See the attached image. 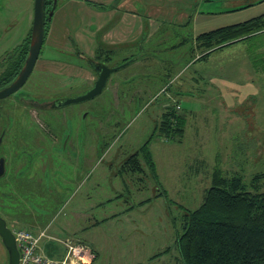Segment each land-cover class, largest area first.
<instances>
[{"label":"rangeland","instance_id":"1","mask_svg":"<svg viewBox=\"0 0 264 264\" xmlns=\"http://www.w3.org/2000/svg\"><path fill=\"white\" fill-rule=\"evenodd\" d=\"M254 1L202 0L195 9L215 13L210 16L211 20H216L211 22L213 27L227 24L229 18L245 20L264 12V4H258L250 10L245 8L241 12L239 9L226 13ZM56 2L53 0L52 4L45 6L47 13H52ZM32 18L33 0H0V73L7 65V58L13 54V48L27 39ZM208 28L211 27H200L199 31ZM183 31L173 38L155 35L150 39L151 51L165 62L153 64L147 75L143 73L148 66L141 65V69L136 70V86L140 88L146 82L153 88L148 97L139 96L132 101L117 103L104 91L91 99L58 109L49 106L38 109L20 101L19 97L30 102L28 97L42 101L85 92L96 79L95 72L88 65L95 75L89 85L71 80L67 88H52L61 92L44 94L37 88L42 85L32 71L15 93L0 99V155L5 160L0 212L9 228L37 231L50 222L47 232L64 237L73 232L66 223L73 217L74 200L81 195L88 194L87 216L90 221L99 218L101 213L134 206L143 196L149 198L151 208L141 215L151 212L152 251L156 254L165 250L174 239V226L181 228L183 208H197L205 188L210 186L211 177L203 173L196 176V168L202 165L201 170L211 174L218 164L226 175L239 173L248 185L255 173L264 172V62L254 68L250 58L258 55L264 61V33L215 50L206 59L184 65L191 43L174 50L170 48L171 44L187 36V31ZM183 52L185 55L181 57ZM41 53L43 46L38 56ZM71 57L75 58L74 55ZM171 60L175 61L173 65ZM123 62L114 55L106 65L116 66ZM163 66H169L171 70L161 68ZM168 105H173L177 113L185 114L186 135L180 144L168 142L159 135L149 142L156 172H159V184L166 191L164 197L160 196L162 189L143 160L144 173H133L122 165L149 138ZM34 145L40 146L39 149H33ZM14 155H19V160L11 158ZM82 157L90 163L88 168L84 163H78V158ZM80 168L83 172L77 180L82 177L85 180L88 175L87 182L81 188H75V185L65 187L66 180L73 178ZM48 176L54 177L56 188L50 190L48 187L47 197L41 198L39 188L43 189ZM21 188L26 189L20 191ZM261 188L264 190V178L261 179ZM72 192L74 197L67 199ZM118 194L121 196H116ZM110 197L111 201L108 200ZM98 200L104 203V207L91 206ZM60 202L63 205L58 209ZM30 211L38 215L39 224L45 225L28 223ZM137 213L135 210L129 217H136ZM23 214H26L25 218ZM25 219L26 223L23 222ZM124 220L123 216L100 229L113 233V224L118 221L125 224ZM88 228V232L80 233L82 238L99 234L96 232L99 230ZM125 244L127 247L130 242L126 240ZM55 248L56 253L63 251L62 246ZM7 260L0 239V264H7ZM158 261L166 262L165 258ZM123 264L133 263L128 258Z\"/></svg>","mask_w":264,"mask_h":264},{"label":"crops","instance_id":"2","mask_svg":"<svg viewBox=\"0 0 264 264\" xmlns=\"http://www.w3.org/2000/svg\"><path fill=\"white\" fill-rule=\"evenodd\" d=\"M201 1L202 0H57L50 15L44 36L42 44L43 53L38 56L32 69L38 83L40 82L42 85V88H40L39 85L37 88L40 91L43 90V93L46 94V92L50 91H52L50 93L61 92L60 90H52V88H62L63 86L67 88L71 80H79L85 83V85L92 83L95 79V75L91 73L87 65H84L81 60V55L87 58L95 57L99 62H103L104 64H106L107 61H111L114 55H118L121 61L130 55H134L132 57V62L110 74L108 82L102 92L105 91L112 97L113 102L115 101L117 103L129 100L132 101L139 96H150L153 92V88L149 86L150 83L145 82V84L138 88L136 86V81H134V78L137 76L136 70L141 69V65L148 66V70L146 69L145 71L146 73H143L147 75V72L151 70L153 64H162L165 62L159 60L155 54H153V50L151 51L150 39L155 35L168 39L174 37L181 30L187 31L188 41L181 40L180 42L171 44L170 48L174 50L177 49L175 45L179 43L186 42L185 44H187L190 42L193 44L195 35L201 31H205H199L200 27H217L210 26L211 22L215 23L216 21L210 18V16L215 15V13L202 12L198 8L195 10V6H198ZM207 2H211V0H207ZM258 4L259 6L263 5L264 0H255L249 3V6L245 8L246 10H250ZM245 8L240 9V12L245 10ZM190 12L192 14L191 24L189 25L187 22L190 19ZM243 19L244 18L233 20L229 18L227 23H234ZM211 28H208V30ZM183 46L184 44H180L179 48ZM191 54L194 57L192 58V55L187 53L188 59L186 61L184 60V65L193 64L194 60L199 56L197 50H194ZM69 55H74L75 58L72 59ZM180 55L183 57L185 52ZM168 61L169 60H166L167 63ZM172 62L171 60V64ZM167 67L170 68L169 66H163L161 68L168 69ZM46 88H50L51 90H47ZM62 92H65V89ZM179 92L180 91H178V93ZM185 135L186 127L182 141ZM182 141L178 144L182 143ZM39 147L34 145L33 149L38 150ZM19 150L23 151V149ZM11 158H18L19 160V155H17V157L14 155ZM4 161L3 158V163H5ZM200 161L204 163V161ZM78 163H84L86 168L90 166V163L84 161L83 157L78 160ZM200 167L195 169L196 176L203 173L210 178L211 174L205 169L201 170ZM79 170L80 171L77 170L73 178L70 177L66 180L64 183L66 184L65 187L75 185V188H81V186L87 182L89 179L88 175L87 179L85 177V180H83V177L80 181L77 180L81 176L83 168ZM46 178L48 179H46V184L43 186V189L39 188L41 192L39 196L41 198L42 196L47 197L46 194L49 193L47 191L48 187L50 190H53L52 187L56 188L54 185V177L51 178L48 176ZM25 189L21 188L20 191H24ZM52 196V194L49 195L50 198H52ZM81 196L82 197L77 200H74V208L71 211L73 217L66 223L68 227H72L73 232L64 237L76 236L90 244L91 248L95 251L96 257L88 264H123L128 258L133 264H154L155 262L156 264H179L177 260L178 253L174 246V239L166 247L169 248L167 251L154 257L157 253L155 254L152 251L153 218L151 212H149V215H141L142 212H147L146 210L151 208L149 206V198L140 196L136 205L118 211L101 213L99 218H93V220L90 221V218L87 216V211L89 209L88 194H83ZM116 196H121V194ZM73 197L74 192L70 193L67 199L70 198L71 200ZM108 200L111 201L112 198L110 197ZM62 205L63 202H60L57 208L59 209ZM96 205H98L99 208L104 207V203L101 200H98L96 204H92L91 206L94 207ZM135 210L138 211L137 216L130 218L129 215ZM33 213L30 211L28 223H33V226L45 225L39 224L37 221L39 220L38 215H34ZM23 215L25 218L26 214ZM123 216L125 217V224L119 221L113 224V233L105 229H100L103 225ZM23 222L26 223L27 220L25 219ZM49 223L50 222H47L43 228H39L38 230L45 229L47 232V230H49ZM87 223H91L89 226L93 228V230H99L96 231L99 232V234L96 233L92 236H88V238H82L80 233L88 232L89 226H86ZM47 233L52 236L60 237L50 232ZM173 237L175 238V232H173ZM126 240L130 242V245L127 247L125 244ZM49 242L51 241L47 240L46 237L41 239L40 244L45 253L46 245ZM56 246L59 245L56 244ZM162 258H165L166 262L158 261L162 260Z\"/></svg>","mask_w":264,"mask_h":264},{"label":"trees","instance_id":"3","mask_svg":"<svg viewBox=\"0 0 264 264\" xmlns=\"http://www.w3.org/2000/svg\"><path fill=\"white\" fill-rule=\"evenodd\" d=\"M52 1L44 0V36L50 19L45 6L52 4ZM248 6L244 5L228 11L234 12ZM191 14L190 12V19L187 22L189 25L191 24ZM261 33H264V12L245 20L219 25L197 33L187 53L192 55L191 53L197 50L199 56L194 62L203 60L215 50L251 39ZM29 37L30 32L27 39L19 44V47H14L13 54L7 58V65L0 73V88L12 82L20 71L26 58ZM181 40L187 42L188 38L186 36ZM185 43H179L175 45V48L180 44L185 45ZM133 56L130 55L121 62ZM250 58L254 68L264 62L258 55ZM93 59L99 61L95 57ZM83 62H86L85 59ZM173 64L174 62L171 65ZM166 75L168 76L167 73ZM185 124L184 113H177L173 105L166 106L161 113L159 123L154 127L149 138L125 160L122 168L133 173H144L143 160L155 182L162 189L160 196L166 197V191L159 184L149 142L159 135L168 142L179 143L184 136ZM0 159H3L1 155ZM3 176H0V199L4 197L1 192ZM210 177V186L205 188L200 205L193 210L183 208L181 228L177 229L174 226V246L178 253L179 264H264V190L261 188L264 172L255 173L248 185L244 183L239 173L226 175L223 169L216 164ZM0 206L2 205L0 204ZM0 215L5 217L2 212ZM67 237L85 242L76 236ZM86 244L95 253L90 244ZM55 247L56 244L49 242L46 245V254L57 256L58 253L55 251L58 250ZM167 250L168 248H165L154 257Z\"/></svg>","mask_w":264,"mask_h":264},{"label":"water","instance_id":"4","mask_svg":"<svg viewBox=\"0 0 264 264\" xmlns=\"http://www.w3.org/2000/svg\"><path fill=\"white\" fill-rule=\"evenodd\" d=\"M50 15L51 14H49V16ZM43 40H44V0H33V18L30 29L29 45H28L26 58L14 80L10 82L8 85L0 88V99L5 98L8 95L16 92L25 83L30 73L32 72V69L38 58L40 49L43 44ZM81 58L85 59L87 64L91 67V69H93L96 75V79L94 80L92 86L86 89L85 92L78 95L66 97L63 99H57L55 102L56 108L95 97L100 92H102V90L107 84V80L111 73L126 66L133 60V58H130L119 65L108 66L103 62L96 61L93 58H87L83 55H81ZM3 172H4V163H3V159H0V176L3 174ZM0 239L7 252V259H8L7 264H18L19 250L17 248L15 236L11 228L8 227L6 219L1 215H0Z\"/></svg>","mask_w":264,"mask_h":264},{"label":"built area","instance_id":"5","mask_svg":"<svg viewBox=\"0 0 264 264\" xmlns=\"http://www.w3.org/2000/svg\"><path fill=\"white\" fill-rule=\"evenodd\" d=\"M19 250L18 264H82L91 263L95 253L85 243L71 237L49 235L45 229L33 231L28 228L11 229ZM62 246L63 251L57 256L47 255L41 247V239Z\"/></svg>","mask_w":264,"mask_h":264},{"label":"flooded vegetation","instance_id":"6","mask_svg":"<svg viewBox=\"0 0 264 264\" xmlns=\"http://www.w3.org/2000/svg\"><path fill=\"white\" fill-rule=\"evenodd\" d=\"M15 93V92H14ZM21 98V102L24 104L25 102L29 105H34V106H37L38 109L39 108H42V107H46V106H49L51 107L52 109H58L55 107V102H56V98L55 99H48V100H39V99H35L34 97H28L29 99H31L30 102H27L25 100L24 97H19V99ZM81 158H78V160H80Z\"/></svg>","mask_w":264,"mask_h":264},{"label":"bare ground","instance_id":"7","mask_svg":"<svg viewBox=\"0 0 264 264\" xmlns=\"http://www.w3.org/2000/svg\"><path fill=\"white\" fill-rule=\"evenodd\" d=\"M45 25V24H44Z\"/></svg>","mask_w":264,"mask_h":264}]
</instances>
